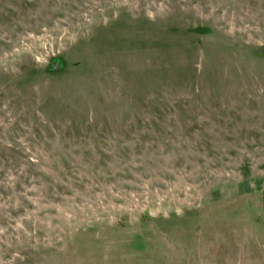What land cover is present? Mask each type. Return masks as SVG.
<instances>
[{
    "label": "rangeland",
    "instance_id": "obj_1",
    "mask_svg": "<svg viewBox=\"0 0 264 264\" xmlns=\"http://www.w3.org/2000/svg\"><path fill=\"white\" fill-rule=\"evenodd\" d=\"M0 264H264V0H0Z\"/></svg>",
    "mask_w": 264,
    "mask_h": 264
}]
</instances>
